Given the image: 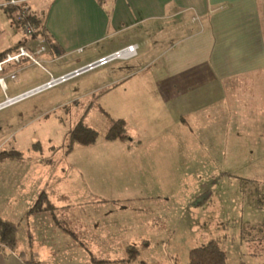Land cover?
Segmentation results:
<instances>
[{
	"label": "rangeland",
	"instance_id": "374dc122",
	"mask_svg": "<svg viewBox=\"0 0 264 264\" xmlns=\"http://www.w3.org/2000/svg\"><path fill=\"white\" fill-rule=\"evenodd\" d=\"M259 9L264 15V0H259ZM34 39L12 26L0 8V51L22 42L39 62L23 56L3 65L0 102L31 91L51 76L81 69H75L83 63L79 50L61 55L45 40L37 45ZM116 63L121 62H110ZM108 66L81 72L0 108L1 149L16 148L33 159L52 157L53 167L65 163L70 170L76 165L81 175L83 192L77 205L64 213H39L47 212L52 223L59 220V228L74 226L79 233L82 222L96 224V245L74 247L67 238L54 253L50 249L57 241H45L46 247L38 241L30 247L32 258L43 264H187L190 248L220 238L228 264H264V161L253 150L260 141L257 132L242 133L238 130L243 127L232 123L226 133H219L211 123L208 136L198 118L191 134L173 133L176 146L170 153L161 151V165L146 163L140 171L136 153L123 147L126 139H106L112 121L122 116V102L91 95L117 73ZM78 121L97 131L95 142L71 144L70 130ZM18 222L21 245L26 241V216ZM99 259L106 261L96 262Z\"/></svg>",
	"mask_w": 264,
	"mask_h": 264
},
{
	"label": "crops",
	"instance_id": "0c3cea01",
	"mask_svg": "<svg viewBox=\"0 0 264 264\" xmlns=\"http://www.w3.org/2000/svg\"><path fill=\"white\" fill-rule=\"evenodd\" d=\"M7 1L0 0V8ZM26 6L40 18L52 51L66 55L84 47L78 52L83 63L75 69L137 45L134 57L95 67L110 64L106 69L117 73L91 95L122 102V116H116L125 124L122 144L129 154L136 153L140 171L146 163L161 165V151L170 153L176 146L173 133L191 134L198 118L208 136L211 123L219 133L232 123L243 127L242 133L256 131L260 141L253 150L264 161V15L259 0H26ZM53 161L22 154L0 162V217L17 222L19 229L18 218L26 216L28 225L25 243L19 245L16 238L19 250L0 245V264H25L18 253L33 256L30 247L38 241L44 247L45 241H57L50 249L54 253L67 238L74 247L96 245V224L82 222L79 233L74 226L59 228V220L52 223L47 212L27 214L41 192L54 205L53 215L82 198L76 165L69 170L65 163L53 167Z\"/></svg>",
	"mask_w": 264,
	"mask_h": 264
},
{
	"label": "trees",
	"instance_id": "16d2710c",
	"mask_svg": "<svg viewBox=\"0 0 264 264\" xmlns=\"http://www.w3.org/2000/svg\"><path fill=\"white\" fill-rule=\"evenodd\" d=\"M26 5V1H23ZM28 8V7H27ZM2 9L6 14L12 26L22 28V21L18 19L20 6L3 5ZM28 19L35 25V37H42L47 43L48 40L44 34L43 26L39 17L32 14L29 11ZM24 43L20 42L6 50L0 51V62L6 58L7 53L16 54L19 48ZM4 65V64H3ZM2 65L1 71L4 70ZM105 92V91H104ZM126 137L125 124L123 119H114L110 125L106 139H123ZM97 138V131L83 121H78L77 124L70 130L69 139L71 144H90L95 142ZM39 143L34 144V148H37ZM71 146V145H70ZM72 147V146H71ZM56 151V148H53ZM22 156L21 152L16 149H1L0 148V162L7 159H15ZM46 161H52V157L45 158ZM55 207L50 202L48 195L45 192H41L31 207L28 209L27 214H37L46 210H53ZM18 231V223L6 218L0 217V245L6 246L10 249L16 248V232ZM0 250L2 248L0 247ZM20 258L25 264H43L40 261L34 260L32 255L20 251ZM105 259H99L96 262H105ZM187 264H228L227 252L221 244L220 238H212L207 240L205 243L190 248L188 251V262Z\"/></svg>",
	"mask_w": 264,
	"mask_h": 264
},
{
	"label": "built area",
	"instance_id": "2783aa9c",
	"mask_svg": "<svg viewBox=\"0 0 264 264\" xmlns=\"http://www.w3.org/2000/svg\"><path fill=\"white\" fill-rule=\"evenodd\" d=\"M23 1L26 0H8L7 1V5H11V6H20L21 10L19 12V16L18 19L20 21H22V28L24 30V32L28 35V36H34V40L36 42L37 45L39 44H44V39L40 36H36L34 35L35 33V25L28 19V15H29V9L27 8L26 5L23 4ZM44 49L43 46H41L40 50H37L36 53H41V51ZM79 51L82 50V47L78 48ZM137 53V45L136 44H128L124 47H121L107 55H104L102 57H99L97 60L90 62L86 65H84L83 67H81V69H78L74 72H72L73 74L70 76H75L81 72L90 70L92 68L98 67V66H103L106 65L109 62L112 61H116V60H127L130 59L132 57H134ZM28 57L29 59L32 60V62L34 64H39L38 60L34 57V55L32 53H30L24 46H21L19 48V51L16 54H10L7 53L6 58L0 62V71L2 69V65L10 62V61H19V58L21 57ZM71 74V73H70ZM65 75H60L59 77H52L46 81L45 83H43L42 85L32 89L31 91H28L26 93L20 94L18 96H15L13 98H7L5 101L0 102V108L9 105L11 103H14L17 100H20L30 94L36 93L38 91H41L43 89H46L48 87L53 86L56 83H59L63 80H65ZM0 84L2 86H4V78L0 76Z\"/></svg>",
	"mask_w": 264,
	"mask_h": 264
},
{
	"label": "water",
	"instance_id": "95a60500",
	"mask_svg": "<svg viewBox=\"0 0 264 264\" xmlns=\"http://www.w3.org/2000/svg\"><path fill=\"white\" fill-rule=\"evenodd\" d=\"M73 73L69 74V75H65V78H69Z\"/></svg>",
	"mask_w": 264,
	"mask_h": 264
}]
</instances>
